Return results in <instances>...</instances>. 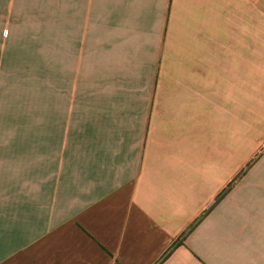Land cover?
<instances>
[{
    "label": "crops",
    "instance_id": "obj_1",
    "mask_svg": "<svg viewBox=\"0 0 264 264\" xmlns=\"http://www.w3.org/2000/svg\"><path fill=\"white\" fill-rule=\"evenodd\" d=\"M0 264H264V0H0Z\"/></svg>",
    "mask_w": 264,
    "mask_h": 264
},
{
    "label": "trees",
    "instance_id": "obj_2",
    "mask_svg": "<svg viewBox=\"0 0 264 264\" xmlns=\"http://www.w3.org/2000/svg\"><path fill=\"white\" fill-rule=\"evenodd\" d=\"M174 246H175V245H172V246L168 249V251H167L166 253L168 254V253L174 248ZM167 254H166V255H167Z\"/></svg>",
    "mask_w": 264,
    "mask_h": 264
}]
</instances>
